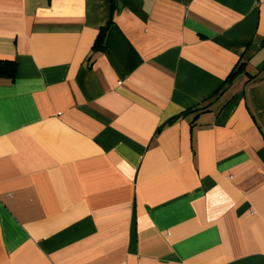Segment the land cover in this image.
I'll list each match as a JSON object with an SVG mask.
<instances>
[{"label": "crops", "instance_id": "1", "mask_svg": "<svg viewBox=\"0 0 264 264\" xmlns=\"http://www.w3.org/2000/svg\"><path fill=\"white\" fill-rule=\"evenodd\" d=\"M0 59V264H264V0H0Z\"/></svg>", "mask_w": 264, "mask_h": 264}, {"label": "trees", "instance_id": "2", "mask_svg": "<svg viewBox=\"0 0 264 264\" xmlns=\"http://www.w3.org/2000/svg\"><path fill=\"white\" fill-rule=\"evenodd\" d=\"M106 28L100 30L95 42L94 48H101L103 45V39L105 37ZM243 63H238L226 76L221 88L217 90V92L221 90H225L234 80V78L239 74L242 70ZM16 72V61L14 60H7V59H0V77H6L12 79ZM216 92V93H217Z\"/></svg>", "mask_w": 264, "mask_h": 264}]
</instances>
